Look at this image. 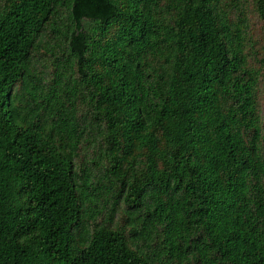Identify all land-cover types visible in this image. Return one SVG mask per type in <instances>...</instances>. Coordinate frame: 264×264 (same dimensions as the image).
Wrapping results in <instances>:
<instances>
[{"label": "trees", "instance_id": "1", "mask_svg": "<svg viewBox=\"0 0 264 264\" xmlns=\"http://www.w3.org/2000/svg\"><path fill=\"white\" fill-rule=\"evenodd\" d=\"M0 264H264V0H0Z\"/></svg>", "mask_w": 264, "mask_h": 264}]
</instances>
